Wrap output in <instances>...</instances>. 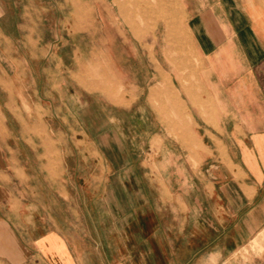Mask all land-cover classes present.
I'll return each instance as SVG.
<instances>
[{"label":"crops","instance_id":"crops-1","mask_svg":"<svg viewBox=\"0 0 264 264\" xmlns=\"http://www.w3.org/2000/svg\"><path fill=\"white\" fill-rule=\"evenodd\" d=\"M175 3L182 7L179 36H189L197 62L192 98L210 116H200L201 127L182 107L180 144L160 146L157 162L147 153L150 171L142 173L132 154L114 151L124 147L117 118L98 102L96 118L82 92L68 95L73 84L64 97L51 87L60 129L41 131L42 118L25 112L28 101L14 96L9 72L26 71L16 42L36 36L31 26L42 21L44 4L0 0V61L9 64H0V263L91 264L95 250L101 264H264V0ZM154 119L163 132L150 136L170 137L172 125ZM69 186L81 190L80 208ZM107 217L112 261L99 253L109 248L106 241L87 239L84 229L104 232Z\"/></svg>","mask_w":264,"mask_h":264},{"label":"rangeland","instance_id":"rangeland-1","mask_svg":"<svg viewBox=\"0 0 264 264\" xmlns=\"http://www.w3.org/2000/svg\"><path fill=\"white\" fill-rule=\"evenodd\" d=\"M51 1L43 0L42 21L31 26L36 29V36H28L30 40L27 42H16L15 49L19 50L28 67L26 71L21 68L20 73L16 65L14 68L19 71L9 72L13 82L11 91L16 98H26L25 112L42 118L38 127L45 131L49 127L60 129V124L51 114V87L58 86L64 97L67 86L73 84L75 90H70L68 95L82 92L80 100L87 103L89 112L95 113L96 118V102L106 110L107 116L117 118L114 127L123 134L124 147H114V151L119 153L122 150L124 157L127 152L132 154L135 157L132 160L138 161L141 172H149L147 153L155 156L157 162L162 158L157 154L160 146L164 143L180 144L181 138L175 134L179 131L182 107L187 121L191 123L190 114L197 115V123L201 127L204 123L200 116H210L208 107L196 105L192 98L197 90L194 73L197 62L189 36H179L178 21L182 7L175 3L176 0H55L59 6L55 9L48 4ZM13 30L11 26L10 31ZM0 64L4 67L9 65L1 61ZM35 102H42V106L39 103L36 107ZM164 109L167 110L165 121ZM63 113L67 115L66 108ZM155 117L161 118V124L172 125L168 129L170 137L150 136L151 132H163ZM174 154L178 156V151ZM159 170L155 171L156 176L162 177V170ZM172 180H179V170L176 174L173 172ZM46 187L50 189L48 185ZM68 189L69 194L75 197L74 205L80 208L81 190L71 186ZM113 190V185H107L108 194H113ZM154 193L159 194L157 190ZM107 205L114 209L111 200ZM94 208L96 210L98 206ZM58 210L65 216L62 205ZM92 219L97 224L94 214ZM105 223L104 232H99L98 225L95 233L90 227L84 229L87 239L103 244L106 241L109 246L104 249L106 255L102 251L99 253L112 261L115 257L114 225L108 217ZM91 253V264H101L97 251L92 250ZM27 261V264H40L30 258Z\"/></svg>","mask_w":264,"mask_h":264}]
</instances>
